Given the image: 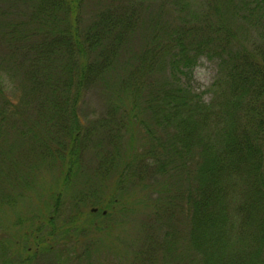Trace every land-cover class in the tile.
I'll use <instances>...</instances> for the list:
<instances>
[{"label":"trees","instance_id":"16d2710c","mask_svg":"<svg viewBox=\"0 0 264 264\" xmlns=\"http://www.w3.org/2000/svg\"><path fill=\"white\" fill-rule=\"evenodd\" d=\"M169 1L0 0V117L17 104H10L4 93L5 76L16 81L20 100L52 105L74 125L75 139L85 125L83 98L94 88L105 93L108 106L97 123L108 125L109 131L114 125L145 124L139 117L142 110L161 112V137L144 152L156 163L145 166L142 190L151 199L157 223L173 226L187 246L190 242L196 252L206 253L210 221L220 226L225 214L224 204L212 205L223 200L222 191L210 192V186L226 184L229 166L241 174L248 170V177L242 174L249 187L248 205L259 191L264 197V0H238L241 19L226 13L229 0H212L210 14L198 22L184 1ZM214 27L219 32L211 38ZM201 56L219 59L208 99L187 80ZM144 126L149 130L151 125ZM116 131L110 135L122 140ZM132 151L135 156L136 148ZM78 152L64 153L68 172L77 165ZM118 165L107 168L118 171ZM177 166L179 178H166ZM183 174L195 186L182 188ZM5 184L8 180L0 179V186ZM248 205L243 206L247 218L257 221L260 213L264 228V206L253 210Z\"/></svg>","mask_w":264,"mask_h":264},{"label":"rangeland","instance_id":"374dc122","mask_svg":"<svg viewBox=\"0 0 264 264\" xmlns=\"http://www.w3.org/2000/svg\"><path fill=\"white\" fill-rule=\"evenodd\" d=\"M183 1L187 12H194L196 22L214 7L212 0V5H208L209 0H178L179 4ZM237 2L229 0L224 6L229 8V17L241 19ZM160 3L170 1L159 0L157 5ZM136 5L135 12L140 17L141 4ZM170 10L176 11L173 6ZM152 17L159 26L163 24L156 14ZM218 32L214 27L210 37ZM219 68L218 58L201 56L188 83L208 99ZM5 81L4 93L12 100L8 102L17 104L9 108L11 113L6 111L5 117H0V165L4 166L0 168V179L9 182L0 186V264H264L261 215L250 222L243 209L250 202L249 187L242 177H248V170L241 174L229 166L223 176L226 184L210 186V192L222 191L223 200L212 205L224 204V223L218 226L215 220L210 221L211 244L206 253L196 252L173 226L161 220L157 223L151 199L142 190L148 174L145 166L156 163L144 152L161 137V112L142 110L139 117L145 124L114 125V130L109 131L108 125L97 123L108 106L105 93L94 88L83 98L85 125L80 139H75L74 125H68L52 105L20 100L16 81L6 76ZM66 103L70 104V100ZM0 111L4 112L1 106ZM114 117L121 119L120 115ZM144 125L151 126L148 130ZM115 131L122 140L112 138L115 135L110 134ZM72 149L79 150V160L68 172L65 163L69 159L64 153ZM121 163H126L123 169ZM116 164L124 180L119 179L120 170L107 168H116ZM177 168H170L166 178H179ZM187 183L195 186L187 178L182 188ZM227 198L232 203L227 205ZM262 199L259 191L249 205L253 210L260 209L264 206ZM92 208L97 211L91 213ZM186 226L188 230L192 228ZM203 257L210 261L204 262Z\"/></svg>","mask_w":264,"mask_h":264}]
</instances>
